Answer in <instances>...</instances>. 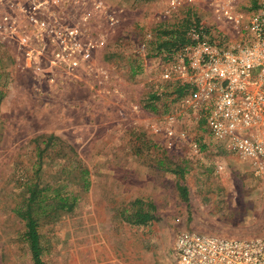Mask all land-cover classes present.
I'll use <instances>...</instances> for the list:
<instances>
[{"label": "rangeland", "instance_id": "1", "mask_svg": "<svg viewBox=\"0 0 264 264\" xmlns=\"http://www.w3.org/2000/svg\"><path fill=\"white\" fill-rule=\"evenodd\" d=\"M100 1L103 9L96 0L66 9L74 17L89 12L85 33L100 47L72 73L55 69L54 81L46 57L31 67L14 43L0 42V264H33L12 209L44 146L39 183L60 182V193L77 195L73 210L39 221L45 264H177L179 230L264 234V179L192 116L189 93L177 96L160 78L166 50H157L170 39L163 31L181 28L185 17L206 38L239 43L259 0H231L229 8L224 0H182L169 11L167 0ZM104 12L115 15V26ZM168 115H176L172 136L164 130ZM140 203L151 204L155 218L128 222Z\"/></svg>", "mask_w": 264, "mask_h": 264}, {"label": "built area", "instance_id": "2", "mask_svg": "<svg viewBox=\"0 0 264 264\" xmlns=\"http://www.w3.org/2000/svg\"><path fill=\"white\" fill-rule=\"evenodd\" d=\"M80 0H0V42L16 45L31 67L44 57L52 70L72 73L88 63L100 42L86 35L89 12L68 16L66 9ZM182 0H167L168 11ZM224 0L221 7H230ZM95 5L103 9L102 1ZM108 26L117 19L104 12ZM188 42L159 60L160 78L187 85V109L202 119L212 137L247 162L264 179V0L254 6L244 39L224 45L206 38L195 25L186 31ZM103 72V71H102ZM176 115L166 116L165 132ZM186 131H178L184 137ZM173 249L177 264H264V234L226 237L182 229Z\"/></svg>", "mask_w": 264, "mask_h": 264}, {"label": "trees", "instance_id": "3", "mask_svg": "<svg viewBox=\"0 0 264 264\" xmlns=\"http://www.w3.org/2000/svg\"><path fill=\"white\" fill-rule=\"evenodd\" d=\"M197 26L196 23H191L187 17L181 19L180 26L181 28L174 27L171 30L163 31L167 37L170 39L162 38L161 41L157 43L158 52L160 49H165V54H162V58L165 59L167 55L171 54L175 49L184 43L188 42V38L186 36V31L191 26ZM171 33L172 35L170 36ZM168 82V81H166ZM169 86H173V90L177 96L184 95L188 92V86L177 84L173 82H168ZM0 93V98H1ZM54 136L49 135L44 138L42 142L44 145L46 142L50 141ZM44 148H38L37 151V164L32 167L33 170V178L28 179L24 186V194L21 199V203L13 208L12 211L15 212L17 217L21 221L24 222V231L23 237L25 241L28 243L31 258L33 264H45L42 259L43 248L40 244V234L38 232L39 221L43 215H53L57 216L59 211H71L76 205L77 195L68 194V193H60L59 190L61 188V183L59 182L56 187L51 188V186L47 184H40L39 179V171L41 169V159L43 158V153L45 152ZM83 173H87L86 169L82 170ZM180 176H182L181 171ZM84 184H87V181L84 180ZM178 190L180 195L183 196V199L187 201V189L183 185H178ZM139 203V201H136ZM48 208V212H44L45 209ZM152 208L151 204H148V208L144 209L140 203L131 213L126 215V220L133 224H146L147 222L153 220L155 215L150 210Z\"/></svg>", "mask_w": 264, "mask_h": 264}, {"label": "crops", "instance_id": "4", "mask_svg": "<svg viewBox=\"0 0 264 264\" xmlns=\"http://www.w3.org/2000/svg\"><path fill=\"white\" fill-rule=\"evenodd\" d=\"M218 143H220V142H218ZM220 144H222V143H220ZM223 145V144H222ZM228 152H230L229 150H228ZM232 153V152H231ZM234 154V153H233Z\"/></svg>", "mask_w": 264, "mask_h": 264}]
</instances>
